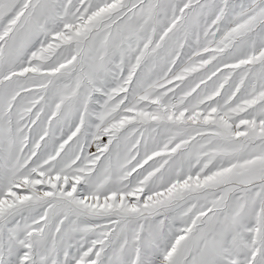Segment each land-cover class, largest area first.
Segmentation results:
<instances>
[{
	"label": "snow or ice",
	"instance_id": "obj_1",
	"mask_svg": "<svg viewBox=\"0 0 264 264\" xmlns=\"http://www.w3.org/2000/svg\"><path fill=\"white\" fill-rule=\"evenodd\" d=\"M0 264H264V0H0Z\"/></svg>",
	"mask_w": 264,
	"mask_h": 264
}]
</instances>
